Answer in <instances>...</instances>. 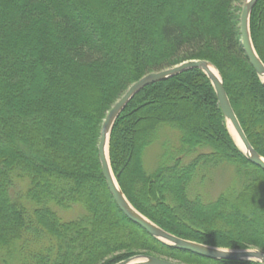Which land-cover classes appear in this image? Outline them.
<instances>
[{
  "label": "trees",
  "instance_id": "obj_1",
  "mask_svg": "<svg viewBox=\"0 0 264 264\" xmlns=\"http://www.w3.org/2000/svg\"><path fill=\"white\" fill-rule=\"evenodd\" d=\"M241 2L0 0V264H116L134 256L261 264L206 259L150 237L114 204L97 157L103 119L131 84L200 60L218 72L264 158V84L240 43ZM249 32L264 65V0L251 11ZM108 155L125 198L162 230L264 253V172L231 138L200 70L139 91L111 128ZM228 170L230 182L212 197L215 175ZM75 206L80 216H61Z\"/></svg>",
  "mask_w": 264,
  "mask_h": 264
},
{
  "label": "water",
  "instance_id": "obj_2",
  "mask_svg": "<svg viewBox=\"0 0 264 264\" xmlns=\"http://www.w3.org/2000/svg\"><path fill=\"white\" fill-rule=\"evenodd\" d=\"M258 0H243L239 12L238 18V27L240 34V43L243 49L244 54L246 55L249 64L255 71L258 78L262 81L264 79V65L258 58L255 53V50L252 46L250 32H249V17L251 11ZM210 68H214L207 61L200 60H190L184 61L173 67L163 69L156 72H151L139 80L131 84L123 95L112 105L108 110L101 124L99 139L97 143V157L101 170V175L111 195L114 204L118 210L133 224L141 228L146 234L150 237L169 245L178 250L194 254L199 257H203L211 260H225V261H256L261 264H264V253L256 249H241V250H229L215 248L211 246H206L203 244L195 243L192 241L184 240L178 237H175L166 231L159 228L157 225L152 223L146 217L141 215L137 210H135L128 200L123 195L120 190L115 177L111 171L109 164V155H108V143L109 135L111 128L123 111L127 103L143 88L165 81L169 78L177 76L183 72L197 69L205 74L211 86L215 92L219 108L222 112V115L226 121L228 128L233 132V135L237 141V146L242 148L239 150L242 152L244 157L251 164L259 168L264 172V158H262L249 144L245 134L243 133L239 122L231 108L227 95L224 91L221 78L217 72L215 77ZM215 69V68H214ZM264 84V82L262 81ZM107 148V155L105 154V149ZM116 264H181L175 261L153 257V256H134L123 261H120Z\"/></svg>",
  "mask_w": 264,
  "mask_h": 264
},
{
  "label": "rangeland",
  "instance_id": "obj_3",
  "mask_svg": "<svg viewBox=\"0 0 264 264\" xmlns=\"http://www.w3.org/2000/svg\"><path fill=\"white\" fill-rule=\"evenodd\" d=\"M242 2H243V0H242ZM242 2H241V4H242ZM241 4H239L240 7H241ZM226 126H227V124H226ZM227 129H228V132H229L231 138L237 144V141L233 135L232 130L230 128H228V126H227ZM157 151L158 150L156 148H154L152 150H149L146 153L145 164L147 167H151L153 165ZM229 172L230 171L228 170L227 173H218L217 175H215V181H214L215 184H213V186L210 188L211 189L210 194L212 197H214L219 191H221L223 189V187L227 184V182H230ZM80 211H83V210L80 209V207L75 206L73 209H71L67 212H63V213L61 212L60 214L62 217L69 219V218H75V217L80 216Z\"/></svg>",
  "mask_w": 264,
  "mask_h": 264
},
{
  "label": "bare ground",
  "instance_id": "obj_4",
  "mask_svg": "<svg viewBox=\"0 0 264 264\" xmlns=\"http://www.w3.org/2000/svg\"><path fill=\"white\" fill-rule=\"evenodd\" d=\"M210 71H211V73H212L215 77H218V76H217V72H216V70H215L214 68H210ZM262 81L264 82V79H262ZM238 146H239V145H238ZM239 148L241 149L242 147L239 146ZM105 154L107 155V148L105 149Z\"/></svg>",
  "mask_w": 264,
  "mask_h": 264
}]
</instances>
